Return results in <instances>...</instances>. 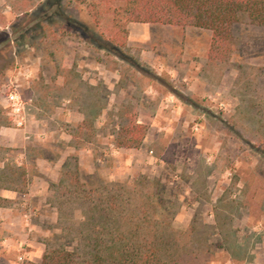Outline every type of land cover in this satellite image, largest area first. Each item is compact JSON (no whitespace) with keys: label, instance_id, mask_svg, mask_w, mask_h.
Instances as JSON below:
<instances>
[{"label":"rangeland","instance_id":"374dc122","mask_svg":"<svg viewBox=\"0 0 264 264\" xmlns=\"http://www.w3.org/2000/svg\"><path fill=\"white\" fill-rule=\"evenodd\" d=\"M121 3L0 0V264L83 248L81 190L144 196L154 181L187 261L264 264V28L238 24L231 57L213 60L210 30L125 22ZM184 56L201 94L172 80ZM135 122L141 146L120 147Z\"/></svg>","mask_w":264,"mask_h":264},{"label":"trees","instance_id":"16d2710c","mask_svg":"<svg viewBox=\"0 0 264 264\" xmlns=\"http://www.w3.org/2000/svg\"><path fill=\"white\" fill-rule=\"evenodd\" d=\"M117 9L125 22L197 27L212 32L211 59L230 58L235 51L234 29L248 23L264 28V0H120ZM125 32V28L122 29ZM125 46V42L123 43ZM146 126L127 127L118 145L139 148ZM150 181H148V184ZM138 195L126 184H108L106 194L81 190L92 206L79 231L81 245L68 251H47L38 264H194L187 261L182 232L173 228L158 208L163 206L160 185Z\"/></svg>","mask_w":264,"mask_h":264},{"label":"crops","instance_id":"0c3cea01","mask_svg":"<svg viewBox=\"0 0 264 264\" xmlns=\"http://www.w3.org/2000/svg\"><path fill=\"white\" fill-rule=\"evenodd\" d=\"M140 35H146V34H140ZM182 59L184 60V62L180 61L177 63V65L173 64L172 66L168 67V70L173 74L172 80H176L180 83L186 82V84L189 86L188 88L192 90L194 95L203 93L204 91L203 85L205 86L206 80L202 76L201 71L198 73L196 71V70L198 71L201 70V64L199 63V65H197L198 63H194L193 60H191L190 63L188 64V61H185V56ZM182 62H183V68L181 67ZM172 99H174V96H172ZM179 108H181V106H179ZM179 108H175V110H179ZM26 129H21L23 131V135H24L23 138H25V140L30 138L29 135L27 134Z\"/></svg>","mask_w":264,"mask_h":264},{"label":"built area","instance_id":"2783aa9c","mask_svg":"<svg viewBox=\"0 0 264 264\" xmlns=\"http://www.w3.org/2000/svg\"><path fill=\"white\" fill-rule=\"evenodd\" d=\"M10 114L14 116V122L17 128L24 129L27 125L25 104L18 90H13L8 94Z\"/></svg>","mask_w":264,"mask_h":264}]
</instances>
